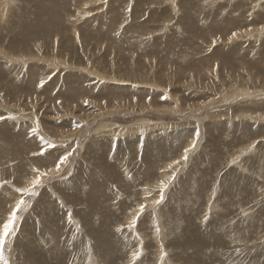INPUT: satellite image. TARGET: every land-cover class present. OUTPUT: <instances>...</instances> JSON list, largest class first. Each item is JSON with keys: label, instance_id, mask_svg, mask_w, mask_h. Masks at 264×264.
<instances>
[{"label": "rangeland", "instance_id": "rangeland-1", "mask_svg": "<svg viewBox=\"0 0 264 264\" xmlns=\"http://www.w3.org/2000/svg\"><path fill=\"white\" fill-rule=\"evenodd\" d=\"M0 239L264 264V0H0Z\"/></svg>", "mask_w": 264, "mask_h": 264}, {"label": "snow or ice", "instance_id": "snow-or-ice-1", "mask_svg": "<svg viewBox=\"0 0 264 264\" xmlns=\"http://www.w3.org/2000/svg\"><path fill=\"white\" fill-rule=\"evenodd\" d=\"M62 162L63 161H61V163ZM57 168H59V164L57 165ZM36 183H39V181L37 180ZM17 207H19V205ZM10 226H11V220L9 221V223H6L3 225L4 236H7L9 234ZM3 243H4V241L2 239H0V245H2ZM2 259H3L2 251H0V260H2Z\"/></svg>", "mask_w": 264, "mask_h": 264}, {"label": "bare ground", "instance_id": "bare-ground-1", "mask_svg": "<svg viewBox=\"0 0 264 264\" xmlns=\"http://www.w3.org/2000/svg\"><path fill=\"white\" fill-rule=\"evenodd\" d=\"M46 24V23H45ZM42 25V24H41ZM188 29V28H187ZM47 39V38H46ZM10 49V48H9ZM112 52V51H111ZM209 67V66H208ZM217 73V72H216Z\"/></svg>", "mask_w": 264, "mask_h": 264}]
</instances>
